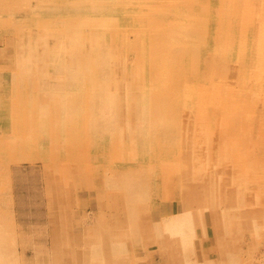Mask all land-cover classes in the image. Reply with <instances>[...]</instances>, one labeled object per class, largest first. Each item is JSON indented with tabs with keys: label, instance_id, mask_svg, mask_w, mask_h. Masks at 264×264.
<instances>
[{
	"label": "rangeland",
	"instance_id": "rangeland-1",
	"mask_svg": "<svg viewBox=\"0 0 264 264\" xmlns=\"http://www.w3.org/2000/svg\"><path fill=\"white\" fill-rule=\"evenodd\" d=\"M0 192V264H264V0H0Z\"/></svg>",
	"mask_w": 264,
	"mask_h": 264
},
{
	"label": "bare ground",
	"instance_id": "bare-ground-1",
	"mask_svg": "<svg viewBox=\"0 0 264 264\" xmlns=\"http://www.w3.org/2000/svg\"><path fill=\"white\" fill-rule=\"evenodd\" d=\"M165 64V63H164ZM155 65V64H154ZM169 66V65H168ZM158 72V71H157ZM160 72V71H159ZM156 75V70L155 71H153V76L154 77H156L155 76ZM158 77V76H157ZM160 80V79H159ZM164 81V80H163ZM161 82V81H160ZM157 84H159V83H157ZM157 84H156V86H157ZM160 85H162L161 83H160ZM154 86V85H153ZM152 86V87H153ZM155 88V87H154ZM174 95V94H173ZM168 100H170V102H171V100H172V98L170 97V95L168 96V95H164ZM159 97V96H158ZM158 97H157V99H158ZM112 97H110V99H111ZM167 101V100H166ZM112 101H110L109 99H108V105L111 103ZM220 102V101H219ZM164 103V102H163ZM172 103V102H171ZM225 103V102H224ZM107 105V106H108ZM167 105V104H166ZM102 106V105H101ZM104 106H105V104H104ZM246 106V105H245ZM104 107H102L101 108V113H105L106 111H105V109H103ZM165 108V107H164ZM110 111V110H109ZM111 113V112H110ZM106 114V113H105ZM103 117V116H102ZM105 117V116H104ZM103 120V119H102ZM96 121H97V119H96ZM102 122V121H101ZM98 124H101V123H98ZM106 124V123H105ZM251 124V123H250ZM96 126H97V123H96ZM95 126V127H96ZM99 127V126H98ZM101 129H103L102 127H101ZM98 132V131H97ZM101 132V131H100ZM3 178V177H2ZM5 182V181H4ZM9 184V183H8ZM8 188H9V186H8ZM5 189V188H4ZM1 193V192H0ZM7 195V194H6ZM9 201V200H8ZM7 202V201H6ZM175 219H177V218H175ZM173 220V219H172ZM174 221V220H173ZM178 221V220H177ZM177 221H175V223L177 224L178 222ZM174 223V222H173ZM172 223V224H173ZM133 225V224H132ZM167 226H168V224H167ZM170 226V225H169ZM175 226V225H174ZM177 226V225H176ZM173 229V228H172ZM108 244V243H107ZM142 245V244H141ZM114 246V245H113ZM98 247H99V245H97V247H96V250H95V252L94 253H97V254H99L100 253V251L98 250ZM108 248H110V247H108ZM168 249H170V248H168ZM105 250V248H103V251ZM111 251V250H110ZM163 251H164V249H163ZM173 251V250H172ZM108 251L106 250V253H107ZM177 252H178V250H177ZM120 254V253H119ZM164 255V254H163ZM165 256V255H164ZM173 257V256H172ZM1 258V257H0ZM170 259V258H169Z\"/></svg>",
	"mask_w": 264,
	"mask_h": 264
}]
</instances>
